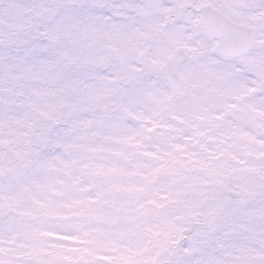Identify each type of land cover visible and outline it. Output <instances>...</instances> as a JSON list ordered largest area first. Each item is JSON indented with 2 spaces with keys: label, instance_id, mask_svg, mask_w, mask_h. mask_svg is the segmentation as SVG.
Listing matches in <instances>:
<instances>
[{
  "label": "snow or ice",
  "instance_id": "6c2138e0",
  "mask_svg": "<svg viewBox=\"0 0 264 264\" xmlns=\"http://www.w3.org/2000/svg\"><path fill=\"white\" fill-rule=\"evenodd\" d=\"M17 7L0 264H264V0Z\"/></svg>",
  "mask_w": 264,
  "mask_h": 264
},
{
  "label": "rangeland",
  "instance_id": "374dc122",
  "mask_svg": "<svg viewBox=\"0 0 264 264\" xmlns=\"http://www.w3.org/2000/svg\"><path fill=\"white\" fill-rule=\"evenodd\" d=\"M21 2L22 0H0V24L3 25L0 27V32L10 33L14 37L16 34L26 29L29 23L30 13L17 7ZM7 6H10L15 12L10 11L8 15L4 14V10ZM13 13L17 14L15 18ZM253 238L256 239L257 243L264 245V237ZM244 264H247V261H245Z\"/></svg>",
  "mask_w": 264,
  "mask_h": 264
}]
</instances>
